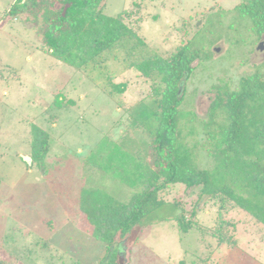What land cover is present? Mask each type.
<instances>
[{"label":"rangeland","instance_id":"rangeland-1","mask_svg":"<svg viewBox=\"0 0 264 264\" xmlns=\"http://www.w3.org/2000/svg\"><path fill=\"white\" fill-rule=\"evenodd\" d=\"M15 1L0 0V264H100L106 244L80 218L81 193L99 188L127 200L137 189L87 157L103 139L133 152L145 147L141 111L153 105L158 79L129 66L123 49L106 53L98 65L58 59L38 34L41 16L2 20ZM241 2L102 0L100 6L109 16L129 11L126 22L148 52L166 58L191 41L209 54L185 80L181 105L195 113L200 130L215 85L236 88L242 76L264 72V35L235 9ZM119 83H126L124 92L114 87ZM33 124L49 134L43 170L23 159L31 157ZM198 162L211 165L204 151ZM158 196L178 204L192 228L185 233L175 219L163 220L175 211L166 204L121 241V264H264V224L246 211L230 203L221 212L199 187L181 183ZM218 229L226 240L218 239Z\"/></svg>","mask_w":264,"mask_h":264},{"label":"trees","instance_id":"trees-1","mask_svg":"<svg viewBox=\"0 0 264 264\" xmlns=\"http://www.w3.org/2000/svg\"><path fill=\"white\" fill-rule=\"evenodd\" d=\"M101 2L16 0L2 15L3 21L19 17L31 21L41 16L38 34L44 46L74 66L98 65L106 53L123 49L129 66L158 79L153 105L141 111L149 132L145 147L133 152L103 139L87 157L94 166L137 189L127 200L99 188L81 193L80 218L91 227L92 236L106 244L100 264H121V241L166 204L174 205L175 211L163 220L175 219L185 233L192 228L193 222L186 220L178 204L159 198L158 192L169 184L197 186L201 196L219 203L221 212L232 203L264 224V72L257 69L242 76L236 88L215 85L199 130L195 113L181 109L184 82L194 71L196 60L209 54L193 47L191 41L166 58L148 52L126 22L131 13L109 16ZM235 9L251 21L258 37L264 35V0H243ZM114 87L124 92L126 83ZM55 101L60 104L58 96ZM182 119H186L184 126ZM188 124L190 129L184 132ZM31 134V165L42 169L50 148L49 134L36 124ZM201 151L211 159L209 167L199 164ZM217 236L226 240L220 231Z\"/></svg>","mask_w":264,"mask_h":264},{"label":"water","instance_id":"water-1","mask_svg":"<svg viewBox=\"0 0 264 264\" xmlns=\"http://www.w3.org/2000/svg\"><path fill=\"white\" fill-rule=\"evenodd\" d=\"M23 159L28 163V165H31V157L30 156H28V155H24L23 156Z\"/></svg>","mask_w":264,"mask_h":264},{"label":"crops","instance_id":"crops-1","mask_svg":"<svg viewBox=\"0 0 264 264\" xmlns=\"http://www.w3.org/2000/svg\"><path fill=\"white\" fill-rule=\"evenodd\" d=\"M8 8H9V7L4 8L3 11H4L5 9H8ZM3 11H2V12H3ZM7 21H8V20H7Z\"/></svg>","mask_w":264,"mask_h":264}]
</instances>
